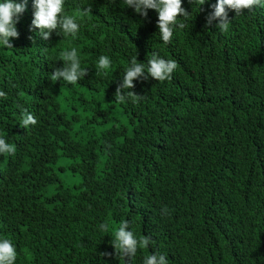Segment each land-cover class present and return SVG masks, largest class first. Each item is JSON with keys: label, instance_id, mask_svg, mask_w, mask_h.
<instances>
[{"label": "trees", "instance_id": "trees-1", "mask_svg": "<svg viewBox=\"0 0 264 264\" xmlns=\"http://www.w3.org/2000/svg\"><path fill=\"white\" fill-rule=\"evenodd\" d=\"M216 3L182 0L187 27L164 44L158 13L123 0H65L67 13L92 15L78 17L75 38L45 41L26 0L13 48L0 45V137L16 147L0 155V239L16 264H143L155 252L169 264H264V7L227 9L221 32L205 27ZM72 47L88 75L52 82ZM151 52L177 62L171 79H137L144 98L115 102L131 57L147 63ZM101 55L107 76L96 74ZM25 110L37 120L26 129ZM65 171L79 185L62 183ZM125 220L152 240L131 259L98 227Z\"/></svg>", "mask_w": 264, "mask_h": 264}, {"label": "clouds", "instance_id": "clouds-1", "mask_svg": "<svg viewBox=\"0 0 264 264\" xmlns=\"http://www.w3.org/2000/svg\"><path fill=\"white\" fill-rule=\"evenodd\" d=\"M195 4L204 5L206 0H192ZM127 7H131L139 15L147 17L148 10L152 9L158 13L157 26L160 39L164 44L171 42L177 27L183 30L187 27L186 21L190 16L186 9L182 7V0H123ZM65 0H34V18L32 29H40V35L47 41L53 32L63 37L71 36L75 38L80 29L78 17L92 15L91 7L79 9L73 14L65 11ZM255 7H264V0H217L212 6L213 11L206 17L205 27L209 28L214 21H218L215 27L221 32H227L231 21L227 9L236 13V17L244 13V10L252 11ZM26 10V0L16 2V0H3L0 2V45L6 48H13L10 43L11 38H18L16 24L20 16ZM183 18L178 20V18ZM31 39V37H30ZM47 51V48H43ZM61 60L64 62L63 68H55L49 75L52 82L62 80L69 85H75L81 78L88 75L86 69L81 67V60L76 47L64 50L60 53ZM112 66L111 58L101 55L96 63V74L103 73L108 75L107 70ZM178 64L174 59H165L155 52H151L147 57V63L139 62L137 56L130 59V66L127 67L122 76V82L118 84L115 92V102L121 103L131 100L136 103L144 98L132 89L135 88V80L143 78L163 82L170 80ZM0 98H6V93L0 91ZM37 124L34 115L27 110L23 112L20 126L24 129ZM15 145L9 144L5 138L0 137V155H14ZM163 214H168L169 210L164 208ZM101 232H112L111 244L115 248L118 258H134L138 249H146L152 243L151 237L139 236L129 230V221H121L118 228L113 229L105 221L99 226ZM102 257L111 256V253L100 254ZM17 251L12 241L0 239V264H16ZM143 264H169L165 254L155 252L144 257Z\"/></svg>", "mask_w": 264, "mask_h": 264}, {"label": "rangeland", "instance_id": "rangeland-1", "mask_svg": "<svg viewBox=\"0 0 264 264\" xmlns=\"http://www.w3.org/2000/svg\"><path fill=\"white\" fill-rule=\"evenodd\" d=\"M117 117L121 119L123 116L121 114L119 115L117 114ZM65 161L66 159L62 158L60 159L59 164H63ZM60 174H61L60 178L62 183L66 184L67 186L74 187L76 185H79V183L81 182V177L77 173L70 174L68 173V171H65V172H61Z\"/></svg>", "mask_w": 264, "mask_h": 264}]
</instances>
